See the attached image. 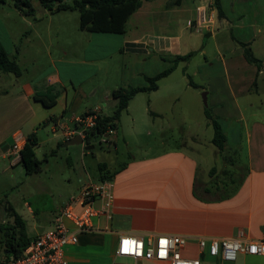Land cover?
Here are the masks:
<instances>
[{"label": "crops", "instance_id": "crops-1", "mask_svg": "<svg viewBox=\"0 0 264 264\" xmlns=\"http://www.w3.org/2000/svg\"><path fill=\"white\" fill-rule=\"evenodd\" d=\"M168 1L142 0L129 15L123 33L80 29L77 16L76 29L74 27L72 33L76 41L59 48L58 57L51 58V69L42 80L20 81L21 74L0 72V86L2 82L16 83L12 89L0 90L2 170L7 166L20 165V160L11 151L14 140L23 145L26 136L33 132L37 144L36 130L40 121L36 118L35 103L38 101L31 97L36 90L48 85L57 88L55 103L48 107L51 114L41 119L42 123L50 122L51 132L54 126L72 128L65 123L64 113L70 114L68 122L73 126L76 125V118L88 111L97 115L110 114L116 105V99L110 93L112 89L147 85L146 76L162 71L172 64L173 57L190 51L195 53L187 60L178 61L168 75L159 79L156 89L137 92L121 114L128 116L133 128L137 122L167 116L183 119L185 111L180 109L183 104L179 101V92L198 88L206 90V105L209 104L211 113L217 117L226 136L222 149L212 144V137L208 138V143L214 146L212 153L220 160L218 165L203 167L202 173L199 172L197 155L203 151L196 149L197 154H193L184 150L182 144L166 146L161 136V147L154 152L144 151L140 155L128 152L127 158L115 167L100 162L104 164L102 171L112 175L111 216H93L90 230L79 232L74 244L65 245L68 264H118L117 257L120 256L115 254V246L120 234L154 232L226 237L242 231L247 239L264 241V0H219L224 13L221 18L215 16L213 0H180L173 5H168ZM11 4L18 15L30 17L33 23L46 12L60 15L62 11H70H50L38 0H31L35 14L30 16L20 13L12 0ZM9 10L4 11L0 6L4 15H9ZM197 19L202 23H197ZM28 22L29 31L38 34L34 24ZM0 27L12 41L6 22L1 17ZM60 27V24L56 26L57 32ZM83 39L84 45L81 44ZM237 42L247 44L253 56L260 60L259 65L246 61ZM91 44L93 52L88 53L87 48ZM4 50L14 57L20 67L19 51L11 54ZM80 50L81 59H75ZM118 53L122 57L119 72L110 84L95 86L90 98L84 97L81 90L84 80L74 83L70 75L62 77L58 65L53 64L57 62L67 69L77 65L88 66L91 70L85 77L88 79L96 76L102 65H106V60ZM47 54L51 55L49 48ZM179 63L182 64L179 66ZM177 67H180V74L171 80H176L178 84L164 83L161 86V82L168 79ZM187 75L196 86L188 83ZM193 76L197 78L193 79ZM97 91H100V96L91 99ZM204 106L200 112L208 124ZM121 114L107 142L102 141L115 150L114 138L119 131ZM157 128V135H161L162 129ZM57 134L64 140L60 129L53 135ZM121 138L126 144L127 140L123 136ZM99 164L97 174L84 172V181L100 179ZM84 181L72 184L73 187L64 195L58 194V200L52 196L48 204L41 199L34 206L25 200L16 204L8 201L0 203V210L4 211L0 215V251L3 249L2 240L19 229L13 212L24 221L26 235L36 238L53 226L54 218L66 198L74 194ZM100 204V200H95L94 207L99 208ZM65 224L72 228L69 221L65 220ZM188 244L190 255H196V244L193 241ZM4 255L11 253L0 254V257ZM142 263L133 260L130 264ZM236 263L264 264V255L238 252Z\"/></svg>", "mask_w": 264, "mask_h": 264}, {"label": "rangeland", "instance_id": "rangeland-1", "mask_svg": "<svg viewBox=\"0 0 264 264\" xmlns=\"http://www.w3.org/2000/svg\"><path fill=\"white\" fill-rule=\"evenodd\" d=\"M62 1L72 3V0ZM0 6L4 11H7L8 8L11 9L9 15L0 12V17L5 20L6 30L11 34L13 40L10 41L6 31L0 27V43L11 54L19 51V57L22 61L19 80H42L45 73L51 69V58L58 57L59 48L71 45L76 41V36L72 33L76 26L77 10L62 11L59 13L60 15H50L46 12L40 14L41 19L39 21L33 23L30 17L18 15L17 11L12 8L11 0L0 2ZM28 21L34 24L38 34L35 35L29 31L31 27ZM58 24L61 27L60 31L57 32L56 26ZM84 41L83 39L81 44L84 45ZM92 44L87 48L88 53L93 52ZM48 48L51 52L50 56L47 54ZM75 57V59H81V50L77 51ZM53 64L58 65L62 77L66 78L70 75L74 83L84 80L81 83V90L84 97L90 98L89 95L95 86L101 87L110 84L122 67V57L119 53L114 54L112 58L106 60V65H102L101 71L96 76L88 79H85L91 72L88 66L77 65L67 69L57 62ZM181 64L179 63V66ZM179 70L180 67H177L176 71L170 75V79L161 82V86L164 83L166 85L178 84L176 80H171V78L176 74L179 76ZM196 78L193 76V79ZM2 84L0 90L12 89L16 85L15 82H2ZM204 91L206 92V90H199L198 88H188L179 92V101L183 104L180 109L185 111L183 119H180L179 116H167L157 118L154 121L137 122L133 128L129 123L128 116L122 113L119 131L114 138L116 150L103 143L99 136L92 139V148L88 150H84L82 144H68L66 146L59 144V141H62L60 134L53 135L50 130V122L42 123L41 121L44 117H49L50 109L36 102V118L40 122L37 124L36 135L38 140L34 149L36 157L40 160V170L28 174L19 164L14 167L7 166L4 170L0 168V203L5 204L8 201L16 204L25 200L34 206V203L39 202L40 199L45 204H48L52 196L58 200V194L68 193L74 184L85 180V171H89L92 175L97 174V165L100 162H106L109 167H115L127 158L128 152L133 155H140L144 151L154 152L158 150L161 147L159 136L163 137V143L166 146L182 144L184 150L191 151L193 154H197L196 149L203 151L202 154L197 155L200 161V173H202L203 167L218 165L220 158L212 153L214 146L208 143V138L212 137L213 134L212 127L209 123H205L200 112L203 107L202 92ZM99 96L100 91H97L91 99H96ZM69 116L68 112L64 113L65 123L73 127L72 123L68 122ZM157 127L162 129L161 135H157ZM121 136L124 137L125 141L127 140L126 144ZM3 212L0 210V215ZM132 262L133 260L128 257H117L118 264H130ZM142 264L150 263L143 262Z\"/></svg>", "mask_w": 264, "mask_h": 264}, {"label": "built area", "instance_id": "built-area-1", "mask_svg": "<svg viewBox=\"0 0 264 264\" xmlns=\"http://www.w3.org/2000/svg\"><path fill=\"white\" fill-rule=\"evenodd\" d=\"M196 21L202 23V20ZM96 117L97 113L91 112L76 118V125L72 128L54 126L52 132L55 134L60 129L66 139L85 131V134H81L84 139L87 130L95 124ZM113 132L114 129L107 128L105 134L100 136L101 141L107 142ZM21 148L17 140L11 144V151L18 159ZM112 186V180L106 178L82 182L77 191L66 198L54 218L53 226L31 240L21 255L0 257V264H68L64 254L65 245L74 244L79 232L90 230L93 216H111ZM95 200H100L99 208L94 207ZM65 220L72 224V228L67 227ZM190 241L197 247L194 256L190 255ZM238 252L264 255V241L247 239L242 231L226 237L149 232L120 234L115 246L117 256L150 264H241L236 263Z\"/></svg>", "mask_w": 264, "mask_h": 264}, {"label": "trees", "instance_id": "trees-1", "mask_svg": "<svg viewBox=\"0 0 264 264\" xmlns=\"http://www.w3.org/2000/svg\"><path fill=\"white\" fill-rule=\"evenodd\" d=\"M4 0H0L3 2ZM40 4L52 10H77L78 12V25L80 29L92 32H113L123 33L125 23L129 15L140 5L142 0H72V3L63 2L58 0H38ZM180 0H169L168 5L179 3ZM13 6L22 14L33 16L35 8L31 4V0H12ZM215 16L221 18L224 13L221 9L219 0L212 1ZM243 49V56L246 61L259 65L260 60L253 56L247 44L237 42ZM195 51H190L184 55H177L171 59L172 64L163 69L162 71L154 74L153 76H146L148 84L144 86H118L111 90V96L116 99V105L110 114L97 115L95 124L87 130L84 136V142L91 144L94 137H100L105 134L107 128L115 129L117 121L121 112L126 108L128 101L139 91H151L157 88L160 78L168 75L180 60L189 59ZM0 72H10L14 75L20 74V67L14 57H10L0 44ZM188 83L192 86L196 84L187 75ZM57 88L48 85L42 90H36L32 94V99L40 102L45 107H50L55 103V93ZM204 116L212 127L211 142L217 149H222L225 146L226 136L221 129L217 117L211 113L208 105L203 108ZM90 111L83 113L86 115ZM62 141L59 144L62 145ZM36 136L35 133H30L26 136L24 144L20 150V166L28 174L39 171L40 160L35 154ZM100 179H110L112 176L108 172H103L104 164H99ZM15 222L18 223L19 229L17 232L9 233L2 240V251L0 254L11 253L14 256H19L23 253L24 248L35 237H28L24 230V221L20 216L13 212ZM4 250V251H3Z\"/></svg>", "mask_w": 264, "mask_h": 264}, {"label": "water", "instance_id": "water-1", "mask_svg": "<svg viewBox=\"0 0 264 264\" xmlns=\"http://www.w3.org/2000/svg\"><path fill=\"white\" fill-rule=\"evenodd\" d=\"M41 11H43V8H40ZM202 102L204 105H206V92H202ZM81 134H85V131H82ZM80 133H77L69 138H66L63 140L62 145L66 146L68 144H83L84 149H90L92 148L91 144H84V139L81 137Z\"/></svg>", "mask_w": 264, "mask_h": 264}]
</instances>
